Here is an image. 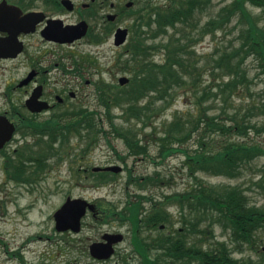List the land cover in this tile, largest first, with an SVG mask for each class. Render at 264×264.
Here are the masks:
<instances>
[{"label":"trees","instance_id":"16d2710c","mask_svg":"<svg viewBox=\"0 0 264 264\" xmlns=\"http://www.w3.org/2000/svg\"><path fill=\"white\" fill-rule=\"evenodd\" d=\"M161 1L165 3L162 5L157 2L155 6H149V18H154L155 30H134L136 36L129 44L130 58L122 62L124 70L133 72L129 89L114 94L109 88L108 94L99 98L106 108L111 131L123 139L129 156L144 155L145 148L140 145L141 140L133 128L115 123L110 115L113 107L119 109L120 118L124 122L135 119L146 125L150 121V114H156L163 106L170 105L176 89H196L197 79L193 73L197 67L192 47L205 35L215 33L218 28L222 29L234 16L237 15L242 23L238 35L239 46L231 52L211 57L213 71L219 69L223 77H227V81H221V84L217 85L218 92L212 95H222L223 103H227L228 94L235 90L238 84L247 82L242 65L250 56L259 60L261 71L264 73V28L258 26L248 9V5L264 9V0H232L230 4L222 6L214 18L203 20L204 22L196 20L195 15L204 12L211 0ZM170 28L175 33L165 39ZM159 37L161 39L158 41ZM157 50L163 55L161 62H155L149 55L151 52H158ZM147 92L154 95L153 100L146 101L145 97L149 96ZM210 95V90H204L202 96L198 97V106L201 107L202 99H207ZM157 102L161 105L155 109ZM150 105L153 108L148 114ZM254 111L264 114V104L251 106L242 116L236 111L229 113L226 108H222L218 115H210L203 108L195 119L174 117L170 124L165 125L162 135L158 138L161 143L159 153L165 157L169 152L175 151L174 146L189 142L195 133L200 132L194 152L182 151L190 174L203 171L212 175L236 177L243 165L259 158L264 160V148L260 144L238 142L231 138L232 134L247 136L250 131L264 132V125L257 126L251 122ZM74 118V125L71 127H74L76 133L88 130L91 142L95 141L98 128H102L97 113L77 114ZM226 119H229L230 124L224 121ZM217 133L222 137L218 147L215 146L216 136L211 139ZM93 177L95 182L106 184L116 175L99 172L93 173ZM154 178H132L134 180H130L131 184L138 189L135 199L127 201L119 214H115L113 208L106 209L108 219L127 221L131 225L130 243L133 253L139 257L140 264H252L250 261L235 258L233 248L225 242L215 241L210 244L204 240V246L200 239L192 238L200 222L207 221L208 226L202 232L204 236H207V231H211L214 224H219L223 230H229L231 241L235 244L234 249L243 250L244 244L254 246L257 233L264 231V210L249 206L241 189L234 186L207 185L194 177L195 184L188 190L164 196L162 202L165 205H179L182 228L173 229L169 234L159 230V234L150 236L145 233L146 229L158 230L160 225H165L166 228L172 226L171 216L161 210L159 203H153L150 197L143 194L147 185L157 183L158 178ZM148 201L153 204L150 210L143 214L144 203ZM122 260L125 261L126 258Z\"/></svg>","mask_w":264,"mask_h":264},{"label":"rangeland","instance_id":"374dc122","mask_svg":"<svg viewBox=\"0 0 264 264\" xmlns=\"http://www.w3.org/2000/svg\"><path fill=\"white\" fill-rule=\"evenodd\" d=\"M143 1L151 2V0ZM152 2L153 6L157 2L162 5L165 3V1L161 0H152ZM231 2L232 0H211L204 12L196 14L195 18L200 21L214 18L222 6L228 5ZM248 9L258 26L264 28V9L250 5H248ZM241 26L242 23L239 22L236 15L222 29L218 28L215 33L205 35L192 47L194 49L193 59L197 67V70L193 73L197 79V88L182 87L176 89L169 102L170 105L163 106L156 114H150V121L146 125L137 122L135 119H132L128 123L124 122L120 118L121 112L119 109L113 107L110 115L114 118L115 123L123 127L129 126L133 128L138 135V139L141 140L140 145L144 146L146 154L139 155L138 157L127 155L128 150L123 139L117 137L111 131L110 124L107 121L106 109L97 102L93 89V84L100 80L105 84L111 85L113 87L111 92L114 94L116 92L122 93L129 89L130 82L124 86H120L117 80L121 76H125L130 80L133 72L124 70L123 67H118L116 62L119 58H121V62L130 58L129 44L132 43L136 36L135 31L130 30L128 40L124 46V50L127 52L121 55V57L118 56L122 54V51L120 52L113 46L111 38L107 42H104L103 45L90 46L85 41H82L81 45L78 44L76 46L74 49L76 55H82V53L89 54L92 57L99 55L95 59L97 60V68L94 69L100 70V72L96 73L93 69L91 70L92 75L84 74L81 82L76 79V83L79 82V95L74 100L68 101L67 106L86 105L88 109L97 113L102 128H98V135L96 134V140L93 142H91L90 134L86 130H82L80 134H77L75 131V134L71 135L70 138L69 135L67 136L61 131V139L68 140L63 147L60 144L61 150H67L68 154L65 159H62L57 164L56 169L52 170L50 178L44 183L38 184L41 188L40 193H43L41 198L44 199L40 200V193L39 196H37L38 194L32 195L29 193L25 194L21 200V203L25 204L27 202L31 203L37 198L34 205L35 210L31 211L28 215L29 222L27 220L21 222L20 228L23 237L25 238L33 234H42L44 236V238L29 245L28 259L30 261L37 260L38 264H73V262L75 264H96V262H92L87 253H82L80 250L72 248L78 244L77 241H73L71 247L70 243L67 242L68 245H66L63 241L58 240L61 236H57V233L54 231L51 213L58 205L64 202L66 197H70L81 198L90 203H95L103 212L106 209L113 208L114 213L119 214L125 207L126 202L134 200L135 194H138V189L134 184H131L134 177L148 178L152 176L155 177L154 179L158 178L155 185H147L143 194L150 197L153 203H159L161 209L171 216L172 226L167 227L165 232L181 229L183 224L179 205L176 203L163 204L164 196H171L172 194H179L188 190L190 186L195 184L194 177L211 186L238 187L247 197L249 206L264 210L263 158L243 165L240 168L239 175L233 178L212 175L203 171H196L195 176L191 175L185 165V157L182 151L185 150L188 153L194 152L197 148L196 141L200 132L195 133L187 143L177 146L170 145L176 149L173 152H169L165 157L160 158L162 153H159L161 143L158 141V138L162 135L165 125L170 124L174 117L195 119L199 115V110L202 112L203 108L210 115H218L222 108H226L229 113L236 111L239 112V116H242L251 106L258 107L264 104V73L261 71L259 60L253 56L248 57L242 65L247 82L238 84L236 89L228 94L226 104L221 99L222 95L221 97L220 95L217 97L212 95L218 92L217 85L221 84V81H227V77H223L219 69L213 71L210 59L211 57H218L224 52H231L235 48H238L240 42L238 35ZM172 31L173 29L170 28L165 39H168V37H171V34L175 33ZM160 39L161 37H159L158 41ZM149 55L155 62H161L163 58L162 53L159 51L151 52ZM58 76L61 77L60 75ZM61 78L68 79L67 76ZM86 79L91 81L92 86H85L84 80ZM204 90H210L211 95L207 99L203 98L201 107H199L197 103L198 97L202 96ZM147 93L149 96L145 97L146 101L153 100L152 97L154 95L150 92ZM160 105L161 103L157 102L155 109ZM152 108V105H150L148 114L151 113ZM252 115L253 119L251 122L257 126L264 125V114H258V112L254 111ZM224 121L230 124L229 119ZM200 127H202V124ZM102 132L105 134H102ZM214 137L215 146L218 147L222 137L218 133L214 134L211 139ZM231 138L238 142L257 143L264 148V132L255 133L250 131L247 136L232 134ZM57 147L59 148V146ZM85 148H88L87 154L83 152ZM141 157L143 158L141 159ZM109 165H118L122 167L123 171L106 184L95 182L93 175L89 174V171L87 173L82 172V169L85 167L93 168ZM71 167L70 171L68 168ZM128 169H131V174ZM86 175L87 178H85ZM153 203L146 202L144 205L145 209L149 211ZM23 218L25 219L24 216ZM106 219H108L107 216ZM84 221L86 228H91L93 231L101 228L103 231L108 230L109 232H117L123 235V242L117 245L114 255L100 264H140L139 257L133 253L130 243L131 225L129 222L108 219L106 226L94 222L90 215H87ZM27 223L29 225L26 227ZM207 226V221H201L195 229L192 238L194 240L200 239L204 246L206 244L204 240L210 244H213L215 241L225 242L231 249L233 248L232 253L235 258L246 262L250 261L252 264H264V231L261 230L257 233L254 246L250 247L244 244L242 246L243 250H239L234 249L235 244L231 241L229 230H223L219 224H214L211 228L212 230L207 231V236H204L202 232ZM158 231L156 229H146L145 233L155 236L159 234ZM81 235L83 239L87 236H92L91 233L86 232H83ZM3 256L4 254L0 252V264H2V260H5ZM123 258H126V260L123 261Z\"/></svg>","mask_w":264,"mask_h":264},{"label":"flooded vegetation","instance_id":"af4514ba","mask_svg":"<svg viewBox=\"0 0 264 264\" xmlns=\"http://www.w3.org/2000/svg\"><path fill=\"white\" fill-rule=\"evenodd\" d=\"M151 3L152 0H0V252L5 259L2 264H38L37 260L28 259L29 245L44 236L33 234L24 238L20 228L22 221L29 222L28 215L35 210L37 198L25 204L21 200L29 193L39 196L38 184L49 179L52 170L67 157L68 151H62L61 146L68 140L61 139V131L70 138L75 134L71 127L75 115L96 113L86 105L67 106L79 95L78 83L84 74L92 75L91 70L97 68L95 59L99 56L76 55L74 49L82 41L95 46L111 38L113 46L122 51L118 56L121 57L127 52V41L116 46V31L126 30L128 40L130 30L156 28L154 18L148 17ZM60 30H85V34L72 42H59L56 38L59 39ZM120 59L116 62L118 67H122ZM84 84L92 86L88 79ZM109 88L113 87L101 80L93 84L97 102L104 109L99 98L107 95ZM33 99L36 105L45 107L32 111ZM83 152L87 154L88 148ZM33 156L36 158L32 159ZM68 169L71 171L72 167ZM93 169L85 167L82 172L93 175ZM42 194L40 200L44 199ZM67 198L70 197L64 202ZM64 202L51 213L54 231L61 236L58 240L70 243L71 247L77 241L72 248L87 253L96 264L107 261L93 257L90 248L93 244H105V236L117 232L101 228L93 231L86 228L84 221L90 215L94 222L107 226V210L103 212L95 204L93 211L86 210L77 232L58 231L54 214ZM146 212L144 209L143 214ZM165 229V225L158 226L160 231ZM83 232L94 237L83 239Z\"/></svg>","mask_w":264,"mask_h":264},{"label":"water","instance_id":"95a60500","mask_svg":"<svg viewBox=\"0 0 264 264\" xmlns=\"http://www.w3.org/2000/svg\"><path fill=\"white\" fill-rule=\"evenodd\" d=\"M85 34V30H60L57 33L56 38L59 42H72L75 39L80 38ZM56 36V37H57ZM127 36L126 30H117L115 34V45L120 46L125 42ZM128 83L126 77L119 79L120 85ZM32 111H40L45 106L36 105L35 99L31 101ZM100 168H94L93 171H99ZM102 170L118 173L121 171L119 166H109ZM86 210L93 211L94 205L89 204L83 199H71L67 198L64 204L54 214L56 229L58 231L71 230L77 232L80 227V220L85 215ZM105 244H93L90 248V252L93 257L98 259H108L114 253L113 245L122 241L123 236L121 234H108L105 236Z\"/></svg>","mask_w":264,"mask_h":264}]
</instances>
